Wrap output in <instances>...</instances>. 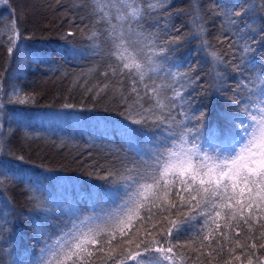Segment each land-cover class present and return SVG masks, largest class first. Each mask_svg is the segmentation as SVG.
I'll use <instances>...</instances> for the list:
<instances>
[{"label": "snow or ice", "instance_id": "1", "mask_svg": "<svg viewBox=\"0 0 264 264\" xmlns=\"http://www.w3.org/2000/svg\"><path fill=\"white\" fill-rule=\"evenodd\" d=\"M169 7L168 0H80L87 55L103 62L90 71L103 67L107 80L96 95L118 91L115 114L122 119L76 126L93 140L111 137L119 147L107 155L123 152L122 171L103 169L107 187L90 194L87 211L57 191L61 178L48 181L50 194L29 181L37 215L25 222L38 253L16 251L12 264H97L101 256L104 264H186L190 246L198 264H264V0H218L207 14L193 0L191 33L210 60L211 92L223 101L215 111L194 104L201 90L209 92L206 77L198 64L174 58L185 37ZM217 20V45L226 49L208 39ZM22 39L30 37L13 23L8 56L35 62ZM85 55L68 51L73 60ZM35 103L18 88L5 92L0 77V192L24 183L13 160L28 162L9 147L6 108ZM76 107L65 102L45 118L68 119ZM13 224L0 213V252L9 255L17 248L9 239ZM188 233L192 244H179Z\"/></svg>", "mask_w": 264, "mask_h": 264}, {"label": "trees", "instance_id": "2", "mask_svg": "<svg viewBox=\"0 0 264 264\" xmlns=\"http://www.w3.org/2000/svg\"><path fill=\"white\" fill-rule=\"evenodd\" d=\"M32 4L26 3L24 0H7V7L12 8L11 3L21 4L22 15L15 21L17 26L26 36L33 40L55 39L68 34L74 33L66 38L68 45L64 47L58 44L49 52H41L35 62L31 60H23L18 63V71L16 79H12L11 83L17 86L23 94L35 98L38 104H50L56 110L61 104L68 102L75 105H85L91 108L107 109L114 118L120 116L115 114V109L120 103L119 92L113 91L111 87L97 96L98 90L103 89L107 80L100 74L104 71L103 67L93 69L94 65L102 64L98 59H90L87 55L89 48V31L85 29L87 20L81 22L80 17L84 16V12H77L76 7L80 0H30ZM218 0H196L201 11L207 14L210 7L217 3ZM226 4H233L235 0H223ZM170 5L168 11L172 15V23L181 29L185 39L183 46L174 53V58L182 63L198 64L199 71L206 77L204 88H208L209 92L205 94L201 90L194 101L197 108L202 106L208 107V97L211 92L209 74L205 70L206 56L203 50L199 48V40L193 37L190 27V13L192 10V0H168ZM2 4L0 3V7ZM180 7V8H178ZM178 8V9H177ZM2 9H0V14ZM219 20L215 22L216 27H210L208 33L209 41L217 45L216 36L218 32ZM10 23L0 21V32L8 30ZM0 38V77L7 74L11 62V57L7 54L8 44ZM36 48L35 45H30ZM218 48L226 45H217ZM70 49L84 50L86 55L84 58L73 60L69 58L66 51ZM86 61L83 70H78L75 63L81 60ZM87 64L88 67L86 66ZM87 67V68H86ZM13 68L15 66L13 65ZM234 78V77H233ZM31 87V88H30ZM91 89V91H89ZM95 98V99H94ZM34 104H29L32 108ZM21 117V116H19ZM13 124L12 136L9 147L16 155H23L27 163H19L20 172L26 173L24 183L11 184L6 192H0V213H3L6 219L13 220L14 224L10 225L11 235L9 239L15 240L17 248L0 252V264H12L16 257V251L27 256L29 252L38 253L37 247L31 244L32 230L25 222L36 216L37 213L33 209V205L29 203L30 187L29 181L35 184L37 181L48 189L51 193V187L48 181L56 184L55 177L66 180L67 183H61L59 188L61 194L65 195L69 200L74 201L76 198V183L81 179L103 175V169L121 170L124 154L120 156L107 155L110 149L118 148L119 145L109 144L106 140H97L93 142L74 138H58L55 136H46L42 130L45 126L44 122H38L35 125H23L17 118L10 117ZM8 130L7 128H5ZM91 153V155H89ZM14 161V160H13ZM14 164V163H13ZM43 164L45 168L54 169L42 173L40 168L33 165ZM100 166H103L101 169ZM70 170L66 175L59 170ZM90 173H96L90 175ZM47 178V179H46ZM39 186V185H37ZM43 191V189H41ZM78 206L87 209V199L84 195L77 198ZM19 217V219H17ZM54 231V230H53ZM188 233L178 238L179 244L191 245L192 241ZM177 241L174 240L173 243ZM195 244L198 246L199 241ZM4 245L0 244V248ZM27 249V251H25ZM181 251H185L181 249ZM187 255L193 259L186 258V264H198L195 261V253L190 246L187 249ZM203 259V258H201ZM97 264H104V257L101 256Z\"/></svg>", "mask_w": 264, "mask_h": 264}, {"label": "rangeland", "instance_id": "3", "mask_svg": "<svg viewBox=\"0 0 264 264\" xmlns=\"http://www.w3.org/2000/svg\"><path fill=\"white\" fill-rule=\"evenodd\" d=\"M24 1L26 3L32 4V2L30 0H24ZM192 3H193V0H192ZM11 5H12V9L17 14L22 15V10H21V4L20 3H18L16 5L13 4V3H11ZM178 8H180V7H178ZM30 47L31 46L29 45V46H25V47L23 46L22 48H30ZM20 62H21V59H19L15 55L11 59L10 66H9V70H8L7 74L3 78V86H4V89H9V88H12V87H17L16 85L14 86L13 83H11V80L12 79H14V80L16 79L17 71H18V63H20ZM13 65L15 66V68H13ZM29 109H30L29 105H17V113H18V116L25 117ZM10 117H14V116H10ZM39 122H44L45 123V121H43V120H41ZM60 183L71 184V183L67 182L66 180H60Z\"/></svg>", "mask_w": 264, "mask_h": 264}]
</instances>
